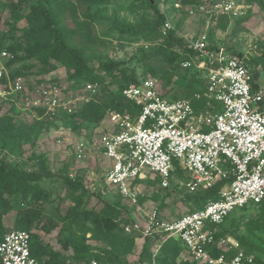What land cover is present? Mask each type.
Returning a JSON list of instances; mask_svg holds the SVG:
<instances>
[{
	"label": "built area",
	"instance_id": "2783aa9c",
	"mask_svg": "<svg viewBox=\"0 0 264 264\" xmlns=\"http://www.w3.org/2000/svg\"><path fill=\"white\" fill-rule=\"evenodd\" d=\"M250 8L244 0H212L192 6L188 12L210 20L226 16L232 23L246 17ZM174 28L167 19L162 37ZM186 38L187 48L195 56L181 66H194L203 75L205 91L195 98H206L207 108L197 113L189 100L166 98L152 77L126 87L123 97L140 112L135 116L107 112L109 126L99 139L105 180L134 207L143 182L158 178L162 190H171L177 169L188 178L178 184L189 194L225 182L218 199L177 219L167 218L154 207L142 222L130 218L122 228L127 234L140 235L143 241L158 237L149 264H158L161 249L169 240L180 241L186 254L183 258L193 264H255L254 256L247 254L237 239L219 236V227L236 210L264 205V81L250 67L247 54L215 44L208 32ZM12 58L0 47V100L20 98L36 117L38 109L45 115L78 111L94 100L100 89L97 84L73 90L69 84L35 81L31 88L24 78L10 76L5 62ZM73 155L76 162H83L87 147L75 145ZM84 185L93 190L86 181ZM31 239L30 232L8 231L0 243V264H38L31 253ZM214 250L221 252L218 257L212 254ZM91 264L101 263L93 260Z\"/></svg>",
	"mask_w": 264,
	"mask_h": 264
},
{
	"label": "trees",
	"instance_id": "16d2710c",
	"mask_svg": "<svg viewBox=\"0 0 264 264\" xmlns=\"http://www.w3.org/2000/svg\"><path fill=\"white\" fill-rule=\"evenodd\" d=\"M7 1L10 18L5 23L8 30L2 33L0 17V47H5L13 56L5 62L12 78L22 77L28 84L29 78L34 76L35 83L41 84L45 82V77L62 66L68 72L66 81L73 90L81 89L86 84H97L102 88L119 75L122 76V81L115 89L112 99H98L97 93L94 100L71 114L61 112L57 115H45L44 110L38 109L37 118L31 123H17L11 111L0 115V243L8 232L5 217L10 212H15L13 230L31 233V253L38 264H91L93 260L101 264H130L128 256L138 247L140 235L127 234L122 228L123 224L130 222V217L125 211L128 207L123 204L126 200L117 193L115 200L101 210L89 209V201L97 192L85 188L83 175L75 174L72 178L68 165L59 171V177L53 175L49 171L47 156L36 150L42 134L59 121H70L73 130L80 132L84 124L100 125L109 110L119 113L130 112L134 116L140 112V108L130 103L122 94L129 85L139 84L136 72L127 68L124 61L102 64L95 50L99 44H105L106 41L94 34L98 14L90 11L91 8H107L111 0H35L32 3H29V0ZM148 1L149 7L154 10V18L143 17L132 32L150 41L162 36L161 29L167 18L153 0ZM208 1L212 0H183V3L185 7H192ZM253 1L264 12V0ZM82 6L86 7L87 11L83 16L78 13L79 7ZM24 7L28 8L26 13L23 11ZM68 15L72 18L74 27L68 24ZM247 17L236 20L237 26H241ZM220 20L226 21L227 24L231 23L226 16H222ZM221 28L225 30L227 26L221 25ZM7 36L9 45L6 43ZM208 36L214 41L213 32H209ZM163 38L165 42L159 47V53H164L168 47L177 46L182 49V53L169 55L176 62L182 63L195 56L188 50V42L184 43V39L178 35L175 28ZM24 62L36 64L18 66ZM248 63L253 70L259 66L264 68V49L261 56L253 57ZM144 70V73L152 76L157 74V70L148 65ZM34 85L33 82L29 86L33 88ZM204 91L205 85L187 86L185 99L191 101L197 113L207 108L206 98L203 96L200 99L195 98L196 94H203ZM164 96L176 100L181 98L169 93ZM8 104L0 100V107ZM212 104L217 110L220 109L219 104L214 102ZM26 164L32 168H28ZM177 175L183 180L188 179L178 169ZM56 178L65 187L63 199L70 201L71 204L66 207L58 205L46 214L43 207L51 202L54 194L49 183H53ZM156 183L160 185L158 178L149 181L153 186ZM224 185L225 182H222L211 190H200L194 194H189L185 190V195L196 203L197 208H201L209 200L218 199V191ZM158 194H153L151 200L159 199ZM143 198L145 197H139V206ZM256 207L264 209V205ZM158 209L160 214L165 210L163 206H159ZM225 223L219 227V236L234 237L247 254L253 255L252 251L256 249V245L248 237L240 236L237 232L229 235L230 229L225 227ZM260 227L264 229V223ZM34 229L42 230L45 234H51L59 229L60 249L56 250L45 244L43 237L33 232ZM157 239L158 237L148 238L142 242L139 254L142 264L151 262ZM220 253L216 250L212 252L217 257ZM183 254L184 249L180 241L169 240L161 249L158 264H193L185 260ZM254 258L255 264H264L259 257Z\"/></svg>",
	"mask_w": 264,
	"mask_h": 264
},
{
	"label": "rangeland",
	"instance_id": "374dc122",
	"mask_svg": "<svg viewBox=\"0 0 264 264\" xmlns=\"http://www.w3.org/2000/svg\"><path fill=\"white\" fill-rule=\"evenodd\" d=\"M34 1L29 0V3ZM132 1L111 0V4L105 9L91 8V13L98 14V20L94 24V34L106 41L105 44H99L95 48L99 62L103 64L112 61H124L127 68L136 72V77L139 80L147 77L155 78L163 94H175L180 96L182 100H189L185 99L187 86L189 84H194L196 87L205 85L203 75L194 66L185 69L181 66V63L171 59L169 55L172 53L176 55L182 53L180 47H166L164 53H159V47L165 42L162 36L148 41L139 34L132 32V29L139 25L143 17L154 18V10L149 7L148 0H135L133 3ZM7 2V0H0L2 33L8 30L5 23L10 18ZM153 2L158 5V8L167 19L172 20L178 35L184 39V43L187 42L186 37L192 38L204 32H213L215 35L213 42L215 44H224L232 51L247 54L251 59L262 54L264 49V12L254 4L253 0L245 1L251 5V8L248 17L246 16L247 19L242 21L241 26H237L235 21L227 24L224 20H210L209 17L199 14L191 16L188 12L190 6L185 7L183 0H166L164 3H162V0H153ZM177 4L180 5V8L176 7ZM23 11L26 13L28 8L24 7ZM86 12V7H79V15L83 16ZM67 22L71 27H74L72 18L69 15ZM221 25L227 26V28L223 30ZM8 39L9 36H7V45L10 44ZM30 63L36 64L35 62H24L18 64V66ZM146 65L157 70L156 76L144 73ZM254 72L260 75L264 81V68L262 66L255 68ZM67 73L64 67L59 66L57 71L44 78V83L50 84L58 81L67 87ZM29 79L27 81L28 85L33 84L36 77L32 76ZM121 81V75L110 80L99 89L97 98L112 99L116 92L115 89ZM8 103V105L0 107V115L11 111L17 119V123H31L36 120L37 117L25 108L20 98ZM106 127L107 121L100 125L84 124L80 132H75L70 121H59L54 127L42 134L36 149L39 153H44L47 156L49 171L53 175L59 177L58 173L65 165L69 166L72 175H83L86 184L92 186L93 190L97 192L96 195L91 197L88 207L96 211L113 202L117 196V191L109 187L105 180L104 167L106 163L99 148V139L106 132ZM77 144H83L87 147V156L83 162H76L74 158L73 147ZM26 166L32 168L29 164H26ZM179 182L180 180L178 182L173 180L169 191H160L158 183L152 186L143 182L144 186L140 189V192L141 196L145 198H143L141 206L133 207L128 201H124L123 204L128 207V210H125L126 214L129 215L132 221L139 220L142 222L154 207L163 206L165 209L163 214L169 219H177L192 212L197 208V205L186 197V191L179 184L176 185ZM49 184L52 186L54 194L51 202L43 207L46 214H49L58 205L66 207L71 204L70 201L63 199L65 187L58 178ZM157 193L160 194L159 199L156 201L151 200L153 194L157 195ZM263 210V208L256 206L236 210L229 216L230 218L226 221L225 227L230 229L229 235L237 232L240 236L248 237L256 245V249L252 251L253 255L264 262V229L260 227L264 223ZM14 218L15 212H10L5 217V225L8 231L13 230ZM33 232L41 235L45 244L51 245L56 250L60 249L58 243L59 229L51 234H45L39 229H34ZM142 242L143 240L139 238L138 247L128 256L130 264H142L139 260ZM183 257H186L185 253Z\"/></svg>",
	"mask_w": 264,
	"mask_h": 264
},
{
	"label": "crops",
	"instance_id": "0c3cea01",
	"mask_svg": "<svg viewBox=\"0 0 264 264\" xmlns=\"http://www.w3.org/2000/svg\"><path fill=\"white\" fill-rule=\"evenodd\" d=\"M105 121H107L106 118L103 120V122H105ZM103 122H102V123H103ZM108 126H109V125L107 124V127H106V128H108ZM178 180H181V178H179V176L177 175L175 181L178 182ZM182 180H183V179H182ZM184 181H185V180H184ZM148 184H149V183H148ZM177 184H178V183H176V185H177ZM152 186H153V185H152ZM182 189L185 190V188H182ZM168 191H169V190H168ZM196 209H199V208H196ZM196 209H194V210H196ZM194 210H193V211H194ZM167 218H168V217H167ZM88 236H90V235H88Z\"/></svg>",
	"mask_w": 264,
	"mask_h": 264
}]
</instances>
